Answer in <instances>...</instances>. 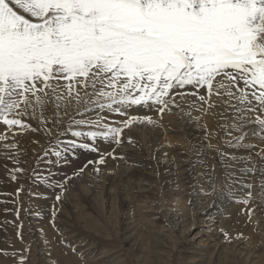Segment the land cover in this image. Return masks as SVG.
<instances>
[{"label": "snow or ice", "instance_id": "1", "mask_svg": "<svg viewBox=\"0 0 264 264\" xmlns=\"http://www.w3.org/2000/svg\"><path fill=\"white\" fill-rule=\"evenodd\" d=\"M186 88L193 91H179ZM185 95L209 106L213 95H227L244 103L237 109L243 112L255 111L251 95L264 111V0H0V122L6 130L41 132L23 117L53 104L59 109L62 100L65 114L73 99L85 105L79 119L57 131L43 121L41 134L52 139L38 161L63 168L80 151L98 154L57 180L61 191L88 165L105 164L108 156L125 159L116 155L122 128L102 125L108 119L102 113L128 117L113 122L124 126L151 122L126 110L142 106L163 114ZM258 123L264 127V119ZM9 159L15 182L25 170L15 156Z\"/></svg>", "mask_w": 264, "mask_h": 264}, {"label": "rangeland", "instance_id": "2", "mask_svg": "<svg viewBox=\"0 0 264 264\" xmlns=\"http://www.w3.org/2000/svg\"><path fill=\"white\" fill-rule=\"evenodd\" d=\"M179 91L191 92L193 90L186 88ZM248 91L251 92V90ZM200 94L207 96L204 89L200 90ZM238 95L239 93H237ZM81 96H83V91L81 92ZM175 100L179 107H171L170 111L165 110L166 112L164 111L163 114L155 110L145 109L142 106H133L126 110L129 116H147L151 122L142 121L124 126L113 122H121L128 117L119 115L115 117L114 114L104 112L101 115L107 116L108 119L102 121V125L103 123H108L113 127H121V136L132 140L130 142L134 144V147L138 150L140 149V155L138 154L137 157L148 164H153L155 152L160 150H174L185 157L186 155L192 156L195 154V150L202 151L203 149H207L208 146L210 147L208 149L215 151L216 155L222 159V161L220 160L221 163L226 159L225 165L227 164L229 167L232 164L229 167V171L219 173L211 181H208L209 179L206 180L204 175H201L200 181L196 183L198 185L197 191L211 193L216 191L214 190L215 188L217 190L223 188L220 193L221 197L217 201L211 202L214 203L216 210H220L221 212L223 209H225L224 211L227 210V216L225 217V219L229 218L226 220L227 230H231V227L232 230L237 232L233 235L235 240L255 238L253 241L255 244L247 246L248 248L244 246V249L241 250H239L241 247L239 246L237 248L239 251L236 250L235 258L228 257L220 264H261L260 260L264 259V239L261 238V234L256 229V222L257 219L260 221L264 218V183L243 179V177H239L237 170L232 171V169H234L233 160L243 153L250 155L251 165L248 166L249 171H252L256 175L264 173V164L258 161L260 156H264V130L261 129L263 127L258 123V120L264 119V111L258 107V103L251 95L248 96V100H251V106L255 107V111L244 112L243 114V111H237V109H242L245 105L238 104L240 103L238 99L230 98L227 95H213L210 98L211 106L208 103L200 102L197 96L192 95L177 96ZM66 103L63 100L60 101L61 106L59 109L56 108L55 104L50 105L43 112L40 109H36L34 118L31 116L23 117V121L33 128L41 127V132H22L18 128L6 130L5 126L0 122V136L7 137L6 140L0 139V264H92V262H94L93 264H101L100 261L108 257L117 258L125 262V264H164V262H167L166 264H217L218 262L214 259L215 256L211 258L210 253L214 249L209 251L203 260L191 255L193 254L192 251L198 250V246H200L198 245L200 244L198 241L193 244L194 239H192L196 231H198L197 225L191 227L188 232L182 235H179L181 228L177 227L174 230L175 232L165 233L162 227H166L169 223L166 220L169 219L171 221L180 217L184 219L183 214L189 212L187 209H190L188 206L192 205L193 199L188 194H185L186 196L183 195V197L178 195L168 197L165 194L164 185L155 176L154 180L150 181L151 184L149 182L151 188L147 202H153L151 205H154V210L151 211L150 219L159 222L157 231H160V234L163 236V247H160L159 251L155 250L158 251L163 261L159 260L161 257L153 255L154 249L150 248L148 243L147 245L145 242H142L143 245L138 244L140 245L138 246L139 249L135 250V241L129 237L130 233H126L128 228L126 221H124L126 217L123 216L128 212L126 207L119 209V204H117V208L115 209L119 211V215L117 217H110L109 213L101 214L96 210V206H92L90 202V204L87 203V206L84 204L86 202L83 203L82 201L66 202L68 197H73L76 193V191L73 192L74 188H76L74 186L84 175V172L68 181L62 191L63 193L60 188L54 186L56 181L62 179L65 173H71L74 169L84 166L90 160L89 158L91 160L97 158L88 156L92 152L80 151L78 158L73 157L69 160L67 166L63 168L47 165L43 160H37V157L41 156L45 149L49 147V141L52 139L49 135L41 134L43 132L42 125L44 119L48 121L47 127L52 128L53 131H57L61 127H66V122L69 119L73 117L79 119V113L85 107L83 102L80 103L81 106L80 104L77 106L76 101L73 99L68 104L67 114H65ZM29 111L30 113L32 112L31 109ZM175 111L176 115H174ZM237 112L241 114L238 115ZM85 116L95 118V114L92 112L85 113ZM240 116L243 118L237 119ZM188 119L197 127L203 128L202 133L200 132L196 136L190 135V137L182 134L185 128L182 127L183 124L181 122H190ZM243 119L248 125L245 124ZM55 120H59L60 123L53 126L52 122ZM164 123L170 124L172 131L176 133L169 131L167 134L164 133L161 130V125ZM207 125L213 126V128L211 127V132L214 131L216 133L207 132L205 129ZM13 144L17 145L18 148L11 149L8 147ZM10 156H15L16 159H19V167L25 170L23 173L17 174L19 179L15 182L9 179L7 171V169L16 166L14 161L9 159ZM50 159H54V157H50ZM75 164L78 165L75 166ZM106 166L109 168L110 164ZM113 166L111 165L112 168L110 167L112 171ZM153 169L151 168L149 172L151 173ZM50 171L53 175L49 174ZM34 173L37 174L34 175ZM44 178H47V183H41V180ZM18 188L23 189L19 194H17ZM187 188L189 191V186ZM57 194L60 195L59 201L56 199ZM169 198L173 201H170ZM177 200L181 202H178L176 205L175 201ZM203 201L202 203L205 204V200ZM74 204H76L77 210H83V207H85L86 209H84L88 210L90 216H65L62 212L65 209L72 212ZM200 204L195 209L196 212L200 211L198 209ZM107 209L109 210L110 208ZM174 212H178V214L175 215ZM193 212L188 213L190 217H192ZM165 213H167V216H164ZM230 215L232 217H229ZM160 218L163 220H160ZM140 224V229L144 230L145 225ZM209 229L204 228L203 230L207 231ZM178 236L181 237L178 238ZM225 240H222L221 245L222 247L225 245L224 248L227 247L226 249L230 252L229 248H231L230 245L232 243L228 242L226 244ZM81 241L93 249V251L92 249L90 252L88 251L89 255H85L84 257L80 255L78 249L72 247V242L77 243ZM141 246H145V250ZM232 250L235 251L234 248ZM94 256L95 258H93ZM210 258L211 261L209 260ZM38 259H43L44 261Z\"/></svg>", "mask_w": 264, "mask_h": 264}, {"label": "bare ground", "instance_id": "3", "mask_svg": "<svg viewBox=\"0 0 264 264\" xmlns=\"http://www.w3.org/2000/svg\"><path fill=\"white\" fill-rule=\"evenodd\" d=\"M188 89H190V88H188ZM238 104H240V105L243 104V106H244V103H242V102H240ZM80 106H81V104H80ZM168 111H170V110H168ZM175 113H176V111L174 112V115H176ZM243 113L244 112H242V114ZM239 114H241V113H238V115ZM114 116L116 117V115H114ZM111 117H113V116H111ZM243 121H244V119H243ZM244 122H245V124H247L246 121H244ZM181 123L183 124L182 127L185 128L184 132L182 134H184L186 137H190V135L196 136L200 132L202 133V130H204L203 128L201 129V127H197L191 121L190 122L183 121ZM210 123H209V125H210ZM249 124H251V123H249ZM179 125H180V123H179ZM209 125L205 126V129L207 130V132H211V127L213 128V126L210 127ZM214 126H216V125H214ZM261 129L264 130V127ZM161 130L164 131V133H166V134L168 131L172 132V133H176V132L172 131V126L170 124H165V123L162 124ZM237 131H239V130H237ZM213 132H211V133H213ZM214 133H216V132H214ZM122 141H123L122 144L120 146L116 147V155L123 156L125 159L114 160V159H112L111 156H108V157H106V163L105 164L88 165L85 168L84 175L82 177L80 176L81 178L78 180V182L76 181L77 183L74 186L76 188H74V190L72 189L73 192L76 191V193L73 195V197L72 196L68 197V198L66 197L67 198L66 202L71 203L72 201L73 202L82 201L83 203L86 202V203H84L86 206H87V203L88 204L92 203V206L95 205L96 210H98L101 214L102 213L103 214L109 213L110 217L111 216L117 217L119 215V211L115 209V208H117V206H116L117 204H119V207H120L119 209H121L122 207L123 208L126 207L128 209V212H126V213L124 212L125 214L123 215L126 217V219L124 221H126L127 228H128L127 229L128 231H126V233H130V236H129V234H128V236L135 241L134 242L135 250L139 249L138 246L143 245L142 242H145L146 245L148 243V246L150 248L154 249L153 255L161 257L159 255L158 251L160 250V247L161 248L163 247V236L160 234V231H157L158 230L157 226H158L159 222H156V221L150 219L151 211L154 210V207H153L154 205L153 206L151 205V204H153V202H151V203L147 202L149 200V193H150V188H151L149 186V182L153 181L154 176H155L164 185V189L166 191L165 194L168 197H171V196L173 197L175 195L183 197V195L188 194L193 199L191 202L192 205L188 206V207H190V209H187V211L189 210L190 213H191V211L192 212L194 211L192 213V217H190V215L188 214L189 212H187V213L183 214L184 219H182L180 216H179L180 218H176L175 220H171V221H169V219H167L166 222H169V223L167 224L166 227L165 226L162 227V228H164L165 233L175 232L174 230L176 227L179 229L181 228L179 231V235H182V234L188 232V230L191 227L197 225L198 231H196V233L194 234V236L192 238V239H194V241L193 240H191V241L194 242L193 244H195V242L198 241V243H200L198 245H200V246H198V248H199V249L197 248L198 250H195L194 252L192 251L193 254H191V255H194L195 257L200 258V260H203L206 257L207 253H209V251L214 249L212 252H210L211 258L213 256H215L214 257L215 261L218 262L217 264H220L222 261H224L228 257L235 258L236 250L239 246H241L239 249V250H241V249H244L243 248L244 246L249 247V245L255 244V242L253 243V241L255 239L254 237L247 239V240H241V239L235 240L233 235H235V233H237V232L232 230L231 227H230L231 230H229V229L227 230L228 227L226 228V226H227L226 220L229 219V218L225 219V217L227 216L226 215L227 210L224 211L225 209H223V211L221 212L220 210H216L214 208V203H212L211 201L215 202V201H217V199L219 197H221L220 193L223 190V188L218 189V190L215 188L214 190H216V191L211 192V193H209V192L206 193V192L199 191V190L197 191L198 185H196V183L200 181L201 175H204V178H206V180H208V177H211V179H213L216 175H219V173L227 172V170L229 171V169H230L229 167L232 164H230L229 167L227 166V164L225 165L226 159H224L223 162L221 163L222 159H220L216 155V152L213 151L212 149H208L209 146L208 147L206 146L207 149H203L202 151L195 150V154H193L192 156L186 155L185 157H183L182 155H180V153H177L174 150H172V151L160 150V151L155 152L154 162H153V164L149 163L150 164L149 165L146 161H143L139 157H137L140 149L138 150L137 148L134 147V144L130 142V141H132L131 139H128L127 137L122 136ZM134 142H135V140H134ZM101 150L102 151H104V150L108 151L110 149L108 146L102 145ZM26 151H27V149H26ZM88 156H90L92 158L97 157L96 153H90V154H88ZM89 159L91 160V158H89ZM250 160H251L250 155L243 154V153L240 154L237 158H235L233 160L234 169H232V171L237 170L239 177H243V179H246V180L248 179L251 182L252 181H254V182L259 181L261 183H264V173L263 172H262L263 174L260 173V174L256 175V174L252 173V171H249L248 166L251 165ZM258 161L263 162V164H264V156L263 157L260 156ZM108 164H110V167H111V165H114L113 171L111 169L112 167L108 168L106 166ZM72 165H73V163H72ZM76 165H78V164H75V166ZM152 165H153V167H152ZM150 167L154 168L153 171H151V173L149 172V170L151 169ZM94 168L99 169L98 174L96 171L93 170ZM57 179H59V178H57ZM208 181H211V180H208ZM150 184H151V182H150ZM187 186H189V191H188ZM232 186H235V185H232ZM240 188H241V186H240ZM186 191H188V192H186ZM59 194H60V192H59ZM207 194H209V195H207ZM188 198L189 197H187V199ZM150 200H151V198H150ZM188 200H190V199H188ZM203 200H205V202H206L205 204L202 203ZM170 201H173V200L170 199ZM178 202H181V201L177 200V201H175V204L177 205ZM194 202H196V204L193 205ZM210 203H212V204H210ZM198 204H200L201 207L199 206L198 209L200 211L197 210L198 212H196L195 209L197 208ZM75 205L76 204H74L72 207L73 208L72 212L71 211L69 212V210L65 209V211L62 213L68 217H72V215L74 217H81V216L82 217H85V216L89 217L90 216L88 213V210L87 211L85 210L86 209L85 207H83V210L82 209L77 210ZM107 208H110V209L108 210ZM174 213H175V215L178 214V212H174ZM229 214H230V211H229ZM164 216H167V213H165ZM229 217H232V216L230 215ZM180 219H181V221H179ZM160 220H163V219L160 218ZM199 220H200V222H199ZM139 222L142 223V225H145L144 230L140 229L141 224ZM84 224H86V222H84ZM169 226H172V227H169ZM256 227H257L256 229L261 234V238L264 239V234H263L264 233V218L261 219L260 221H259V219H257ZM204 228H206V229L210 228V229L207 231H204L203 230ZM89 229H91V228H89ZM225 233L228 234L229 239L225 240V235H224ZM180 237L181 236H178V238H180ZM245 238H247V237H245ZM222 240H225L226 244H228V242L232 243L230 245L231 248H229L230 252L226 249L227 247L224 248L225 245H224V247H222V245H221ZM83 243H82V241L77 242V243L72 242V244H73L72 247L78 249L80 255H82L84 257L85 255L86 256L89 255V252L92 248H90L89 245L83 244ZM138 244H140V245H138ZM201 244H202V246H201ZM141 247H143V246H141ZM143 248L145 250V246ZM233 248L235 249V251L232 250ZM253 248H254V246H253ZM155 250H158V251H155ZM239 250H237V251H239ZM92 251H93V249H92ZM151 251H152V249H151ZM40 255L43 256L42 253H40ZM93 258H95V256ZM96 258H97V256H96ZM101 258H99V259H101ZM113 258L114 257H110V258L108 257L107 259H103L100 262H101V264H125V262L120 261L117 258L116 259H113ZM211 258L209 259L210 261H211ZM83 259H85V258H83ZM38 260L44 261L43 259H38ZM136 260H138V259H136ZM157 260H158V258H157ZM159 260L163 261L162 257L159 258ZM200 260H198V261H200ZM93 261H95V260H93ZM93 263L94 262H92V264ZM154 263H156V262H154ZM166 263L164 262V264H166ZM260 263L264 264V259L260 260ZM39 264H46V263H39ZM49 264H53V263H49ZM145 264H147V263H145ZM223 264H225V263H223Z\"/></svg>", "mask_w": 264, "mask_h": 264}]
</instances>
